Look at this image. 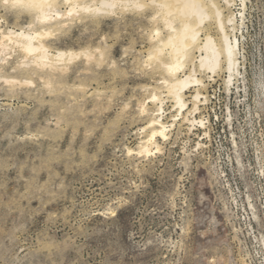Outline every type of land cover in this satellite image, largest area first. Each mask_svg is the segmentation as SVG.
Returning <instances> with one entry per match:
<instances>
[{
    "label": "rangeland",
    "instance_id": "obj_1",
    "mask_svg": "<svg viewBox=\"0 0 264 264\" xmlns=\"http://www.w3.org/2000/svg\"><path fill=\"white\" fill-rule=\"evenodd\" d=\"M102 1L43 22L0 0V264H264V0H200L197 44L222 47L218 7L237 66L202 70L193 47L182 111L156 3ZM10 32L73 56L41 64Z\"/></svg>",
    "mask_w": 264,
    "mask_h": 264
},
{
    "label": "bare ground",
    "instance_id": "obj_2",
    "mask_svg": "<svg viewBox=\"0 0 264 264\" xmlns=\"http://www.w3.org/2000/svg\"><path fill=\"white\" fill-rule=\"evenodd\" d=\"M65 1L66 3H71L70 10L68 11V15L77 13L78 9L86 10V11L92 9L90 6H82V5L80 6L77 3L79 0H65ZM16 2L17 3L27 2L28 5H32V7L34 6V8H36L37 12L40 14L39 15L40 19L43 22H48V21L50 22V20H52L54 17L52 16L53 13H55L57 17L62 16L55 9L58 0H16ZM111 2L108 0H103L101 2L100 7H95L93 10L99 12L101 11L107 12V8H109V11L111 12L110 8H113L115 6L114 5L115 3L113 4ZM151 2L156 3V7L158 8V10L163 13L164 17H162V19L164 21L163 23H165V27L173 32V34L169 36V38H166L167 41L165 43L162 41L160 43H162L163 44L162 46H165V48L170 47L171 49V51L169 52L170 54L169 59H171L172 63L170 62L171 64H168L167 69L168 72L173 75V77L175 76L174 78L176 81L174 83L169 82L171 83L169 84L170 95H172L176 105L180 107L181 109L180 111H182L186 107V103L183 100L184 91L189 89L193 84L199 83V80L196 79L193 74L185 75L183 78L180 79L177 78L178 73L181 72L184 68V64H185L184 62L186 60L188 61V58L190 59L189 55L192 52L191 50L193 49V47L194 48L196 47L197 50L203 52L200 56V61H199L200 68L202 70L209 71L212 74L215 73V71L221 66V61H222L221 59L225 58V61L227 63V69L230 73H232L237 66L236 51L238 48V40L236 36H234V38L230 36L225 23L221 19L222 13L218 7H216L215 10L219 18L217 24H218V29L222 35V41H223V45L221 48H218V45L215 43L214 39L210 36L206 37L204 45H199L200 43L197 44L200 31L198 32L197 29L198 27L196 28V26H201L204 23L205 19L208 18V13L206 9L203 7V4H201L200 0H151ZM240 2H242V6L245 7V1L240 0ZM227 5L231 6V1H227ZM105 8L106 11H104ZM175 12L177 13V15L179 14L182 17V19L178 18L182 20L181 21L182 26L180 25V28L181 27L182 28L181 29L179 28L180 31H178L175 28V22L171 17L172 14ZM191 17H193L194 20L196 19V26L195 24H192L193 21L192 22L190 21V19H192ZM228 24L229 26H234L235 18H230L228 20ZM231 31L234 33L235 28H233ZM42 37L43 35L39 33L30 34L29 32L28 33L10 32L8 36L4 37V39H8L11 42L13 41V39H15L17 43L20 42L21 47L28 54H33L38 52L36 58L37 61L41 62V64L48 63L51 57L52 59L54 57L56 59L64 61L66 58L69 57L71 58L73 56L72 54H66L64 52H58L56 55H51V53L40 43V39ZM36 41L39 42L38 46L35 44ZM158 52H163V51L157 50V53ZM153 55L154 53L151 54V56ZM198 98L199 96H196V99ZM150 127L152 128L150 134L151 142L158 137L164 138L166 136L165 134L166 127L161 122V119L153 120L150 124Z\"/></svg>",
    "mask_w": 264,
    "mask_h": 264
}]
</instances>
